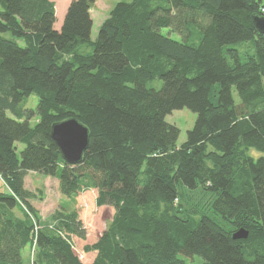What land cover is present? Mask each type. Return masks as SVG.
Segmentation results:
<instances>
[{
	"label": "trees",
	"instance_id": "1",
	"mask_svg": "<svg viewBox=\"0 0 264 264\" xmlns=\"http://www.w3.org/2000/svg\"><path fill=\"white\" fill-rule=\"evenodd\" d=\"M96 1L72 0L56 29L54 0H0V264H85L76 210L42 223L29 171L58 177L67 197L96 189L97 206L113 208L84 246L91 264H264V155L250 153L264 152L262 1L121 0L92 40ZM32 94L37 108H25ZM184 107L197 119L178 146L166 117ZM72 117L90 131L76 164L51 136Z\"/></svg>",
	"mask_w": 264,
	"mask_h": 264
},
{
	"label": "rangeland",
	"instance_id": "2",
	"mask_svg": "<svg viewBox=\"0 0 264 264\" xmlns=\"http://www.w3.org/2000/svg\"><path fill=\"white\" fill-rule=\"evenodd\" d=\"M54 1L56 4L57 16L55 28L60 29V24L63 22L68 6L72 0ZM119 1L121 0H97L94 3L91 9V15L93 18V26L91 31L92 40L96 39L100 24L105 18L108 17L111 9ZM261 1L264 5V0ZM163 33L168 34V30L164 29ZM170 35L176 40H181V36L176 32H171ZM148 85L160 88L162 85V80L156 79L150 82ZM233 96L236 102L240 101L235 88L233 89ZM37 105L38 96L35 94L30 95L25 101V108L36 109ZM9 114L12 115L11 112H9ZM196 119L197 113L187 107L175 109L171 114L167 115L166 120L172 124H175L180 129V135L177 142L178 146H180L186 140L187 132L193 128ZM20 147H23V145H20ZM250 153L255 158L264 155V152L258 151L256 149H251ZM0 185L4 186L5 188L9 187L2 177H0ZM24 186L25 189L35 193V197L30 199V203L36 209L39 217L42 220V223L49 224V226H51V224L54 225L52 216L57 210L62 209V206H65L70 210H76L78 219L82 222V226L85 229L87 236L85 239H81L78 236H72L75 245L74 250L85 264H89L93 259V254L90 252H85L84 246L86 244L95 242L101 233L107 228L114 214L113 208L110 206H97L96 189H90L72 197H67L60 191L58 177L46 176L34 171H29L27 173L25 176ZM23 207L29 212V207L26 204H23ZM35 217L37 219V216ZM34 255V246L27 247L23 251V256L27 263L33 259ZM180 256L187 261V264H203V259L198 255L189 257L181 254Z\"/></svg>",
	"mask_w": 264,
	"mask_h": 264
},
{
	"label": "water",
	"instance_id": "3",
	"mask_svg": "<svg viewBox=\"0 0 264 264\" xmlns=\"http://www.w3.org/2000/svg\"><path fill=\"white\" fill-rule=\"evenodd\" d=\"M253 21L257 29L264 33V15L255 14ZM51 136L60 148L64 160L71 164L79 163L89 145V128L79 119L72 117L55 122L51 128ZM248 231L240 228L235 231L236 239L246 238Z\"/></svg>",
	"mask_w": 264,
	"mask_h": 264
},
{
	"label": "crops",
	"instance_id": "4",
	"mask_svg": "<svg viewBox=\"0 0 264 264\" xmlns=\"http://www.w3.org/2000/svg\"><path fill=\"white\" fill-rule=\"evenodd\" d=\"M56 6V5H55ZM91 13H92V11H91ZM62 24V23H61ZM61 24H60V27H61ZM88 191V190H87ZM97 191V190H96ZM96 195H97V193H96ZM99 207H103V206H99ZM94 243V242H93ZM90 244H92V243H90ZM90 253H92L93 255V259H94V257H95V252H90ZM93 259L90 261V263L89 264H91L92 263V261H93Z\"/></svg>",
	"mask_w": 264,
	"mask_h": 264
},
{
	"label": "built area",
	"instance_id": "5",
	"mask_svg": "<svg viewBox=\"0 0 264 264\" xmlns=\"http://www.w3.org/2000/svg\"><path fill=\"white\" fill-rule=\"evenodd\" d=\"M263 11H264V9H263ZM1 177V176H0Z\"/></svg>",
	"mask_w": 264,
	"mask_h": 264
}]
</instances>
